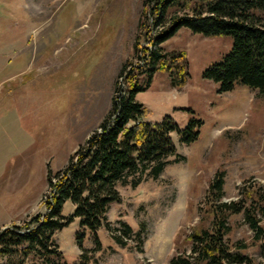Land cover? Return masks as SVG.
<instances>
[{"label": "rangeland", "instance_id": "1", "mask_svg": "<svg viewBox=\"0 0 264 264\" xmlns=\"http://www.w3.org/2000/svg\"><path fill=\"white\" fill-rule=\"evenodd\" d=\"M144 4L0 0V54L19 55L9 74L23 71L0 91V231L45 213L49 173L65 168L111 112L114 98L125 94L120 74L128 61L140 90L135 100L145 108L143 121L170 116L183 130L196 120L200 135L186 145L174 133L183 159L170 156L158 178L145 173L139 185L119 186L121 202L107 214L110 230L98 231L102 246L96 248L90 233L83 245L95 264H169L176 253H190L189 234L210 226L205 201L218 171L224 172V202L237 201L248 188L256 197L264 194V94L241 83L222 93L218 82L204 77L232 51L233 38L182 28L160 45L163 58L144 65L136 47L138 41L146 45L139 31ZM255 14L264 23V12ZM14 36L24 42L14 45ZM162 64L165 69H159ZM72 211L67 202L63 215ZM259 218L264 228V216ZM229 224L232 250L264 264L261 242L244 215H231ZM79 229L75 220L54 235L69 263L83 252Z\"/></svg>", "mask_w": 264, "mask_h": 264}, {"label": "trees", "instance_id": "2", "mask_svg": "<svg viewBox=\"0 0 264 264\" xmlns=\"http://www.w3.org/2000/svg\"><path fill=\"white\" fill-rule=\"evenodd\" d=\"M256 11L264 12V0H145L139 31L152 49L138 41L137 54H141L144 65L148 59L157 63L164 57L160 45L182 28L206 37L231 36L232 51L207 69L204 77L218 82L222 93L241 83L264 94V23ZM159 69H165L164 65ZM133 71L132 64L125 63L120 74L125 94L114 98L111 112L65 168L49 173L45 213L0 231V264H95L93 252L83 245L90 233L96 248L102 246L98 231L103 226L110 230L107 214L111 204L121 202L119 186L135 187L145 173L158 178L170 156H178L176 161L183 159L177 154L174 133L179 134L182 144L198 139L201 123L196 120L183 130L170 116L155 123L143 121L145 108L135 100L140 90ZM224 185V172L218 171L205 201L210 226L195 227L188 236L190 253H176L169 264H254L252 258L235 252L227 242L229 219L237 214L244 215L255 240L261 242L264 258V228L259 218L264 216V194L256 197L248 188L237 201L224 202ZM67 202L73 211L65 216ZM75 220L80 225L76 241L83 252L78 261L69 263L54 235ZM122 231L126 236L132 232L125 224ZM113 237L126 245L120 236Z\"/></svg>", "mask_w": 264, "mask_h": 264}, {"label": "crops", "instance_id": "3", "mask_svg": "<svg viewBox=\"0 0 264 264\" xmlns=\"http://www.w3.org/2000/svg\"><path fill=\"white\" fill-rule=\"evenodd\" d=\"M12 41L14 45L20 46V44L24 42V39L14 36V38H12ZM18 56L19 55H16V53H12V52H6V53L4 52L0 54V91L4 89V87L7 85V83L10 81L11 78H16L23 73V71H20L19 68L17 69V71H14L12 75L8 73L11 66L12 69L14 68L15 65L18 66L17 63H13V61H15L16 57ZM0 220H2L1 217ZM6 220L10 221V217L7 216ZM1 224H5V223H1Z\"/></svg>", "mask_w": 264, "mask_h": 264}]
</instances>
